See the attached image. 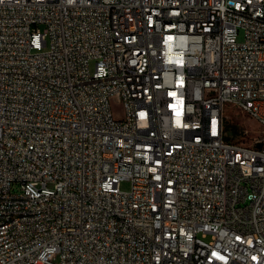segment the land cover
Here are the masks:
<instances>
[{"label": "built area", "instance_id": "built-area-1", "mask_svg": "<svg viewBox=\"0 0 264 264\" xmlns=\"http://www.w3.org/2000/svg\"><path fill=\"white\" fill-rule=\"evenodd\" d=\"M0 264H264V0H0Z\"/></svg>", "mask_w": 264, "mask_h": 264}, {"label": "rangeland", "instance_id": "rangeland-1", "mask_svg": "<svg viewBox=\"0 0 264 264\" xmlns=\"http://www.w3.org/2000/svg\"><path fill=\"white\" fill-rule=\"evenodd\" d=\"M240 38H243V33L240 34ZM91 65L93 67L94 63L92 62ZM225 112L227 114L226 122L235 124L240 129V134L235 136L233 140L253 144L261 130L260 124L254 118L236 109L227 108ZM245 130H248V132H245ZM121 188L123 190H129L131 188V182L129 180L123 181ZM56 261L59 262V257L56 258Z\"/></svg>", "mask_w": 264, "mask_h": 264}, {"label": "trees", "instance_id": "trees-1", "mask_svg": "<svg viewBox=\"0 0 264 264\" xmlns=\"http://www.w3.org/2000/svg\"><path fill=\"white\" fill-rule=\"evenodd\" d=\"M227 129H228V135L227 139L233 140L235 136H237L240 133L239 127L235 124L227 123Z\"/></svg>", "mask_w": 264, "mask_h": 264}]
</instances>
